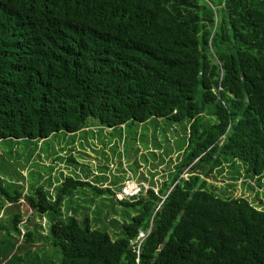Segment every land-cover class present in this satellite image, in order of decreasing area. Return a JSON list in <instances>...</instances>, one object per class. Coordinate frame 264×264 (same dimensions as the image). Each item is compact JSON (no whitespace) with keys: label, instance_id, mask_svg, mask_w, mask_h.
<instances>
[{"label":"trees","instance_id":"trees-1","mask_svg":"<svg viewBox=\"0 0 264 264\" xmlns=\"http://www.w3.org/2000/svg\"><path fill=\"white\" fill-rule=\"evenodd\" d=\"M89 118L186 123L188 147L157 193L115 199L138 210L104 231L89 210L62 209L80 188L115 197L110 187L67 176L53 198L34 185L23 195L0 174L8 204L54 217L53 254L27 259L38 229L0 242V264H264V202L204 179L223 160L249 185L264 178V0H0V144L76 134ZM21 218L0 230L20 235Z\"/></svg>","mask_w":264,"mask_h":264},{"label":"rangeland","instance_id":"rangeland-1","mask_svg":"<svg viewBox=\"0 0 264 264\" xmlns=\"http://www.w3.org/2000/svg\"><path fill=\"white\" fill-rule=\"evenodd\" d=\"M204 119H207L206 114ZM188 128L189 125L186 123L179 124L158 118L110 129L102 126L98 120L89 118L85 128L76 134L60 133L38 142L1 143L0 174H3L6 181L20 187L23 195L29 194L30 186L34 185V187H43L53 198L57 186L67 176L85 180L91 186L102 188L112 186V192L117 193L115 197L109 194L97 195L90 187L80 188L71 196H67L62 209L63 216L72 214L73 207H80L81 213L89 210L90 217L97 218L99 223L94 226L104 231L105 226L112 225V223L106 224L108 223H105L106 219L128 221L138 210L137 207L123 206L116 202L119 199L120 186L115 185L125 176L138 177V182L143 183L147 188L152 187L150 189L157 193L163 183L175 172L188 147ZM222 163L220 168L204 177L210 190L220 196L225 194L234 198H245L254 206L259 201L264 202V178L252 182L250 186V181L242 177L245 173L243 165H239L240 174L236 175L237 169L231 168L230 161L223 160ZM190 175V172L185 170L182 178L186 179ZM105 177L108 178L109 183L102 186ZM235 177L238 178L236 181ZM17 213L22 217L18 226L20 235L12 232L9 239L0 230V242L11 240L13 243H19L23 241L26 232L39 229L43 237H38V241L31 246L30 252L35 251L37 259H41L42 254L46 252L53 254L46 237V223L49 220L48 225L51 224L50 220L54 217L50 218L48 213L47 220L43 215L29 209L23 200L18 204H8L0 197L1 225L9 226ZM108 231L112 235L115 234L113 227L108 228ZM27 256L28 260H32L34 252ZM46 262L49 264L52 260L47 259ZM59 262L56 260L54 264Z\"/></svg>","mask_w":264,"mask_h":264},{"label":"built area","instance_id":"built-area-1","mask_svg":"<svg viewBox=\"0 0 264 264\" xmlns=\"http://www.w3.org/2000/svg\"><path fill=\"white\" fill-rule=\"evenodd\" d=\"M148 188L143 184L137 182L133 177H128L121 186L118 193L119 199H131L138 197L143 191L146 192ZM139 238H144L143 233H139Z\"/></svg>","mask_w":264,"mask_h":264},{"label":"crops","instance_id":"crops-1","mask_svg":"<svg viewBox=\"0 0 264 264\" xmlns=\"http://www.w3.org/2000/svg\"><path fill=\"white\" fill-rule=\"evenodd\" d=\"M93 176H94V174H93ZM126 177H129V176H125L124 179H125ZM122 182H123V181H121L120 184H121ZM108 183H109V180H108L107 177H105V178L102 180V185L105 186V185H107ZM117 186H118V185H117ZM117 186H116V187H117ZM147 186H149V185H147ZM108 187L111 188L112 186L109 185V186H107V188H108ZM148 189H149V188H148Z\"/></svg>","mask_w":264,"mask_h":264},{"label":"clouds","instance_id":"clouds-1","mask_svg":"<svg viewBox=\"0 0 264 264\" xmlns=\"http://www.w3.org/2000/svg\"><path fill=\"white\" fill-rule=\"evenodd\" d=\"M150 189V188H149Z\"/></svg>","mask_w":264,"mask_h":264}]
</instances>
